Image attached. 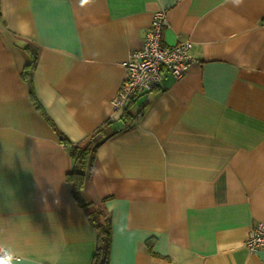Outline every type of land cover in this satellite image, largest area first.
<instances>
[{"label": "crops", "instance_id": "obj_1", "mask_svg": "<svg viewBox=\"0 0 264 264\" xmlns=\"http://www.w3.org/2000/svg\"><path fill=\"white\" fill-rule=\"evenodd\" d=\"M160 9L164 42L190 41L193 61L133 99L126 121L111 100ZM106 122L85 193L110 217L109 264H264V247L245 244L264 220V0H0V251L12 263H92L97 233L59 132L81 144Z\"/></svg>", "mask_w": 264, "mask_h": 264}, {"label": "built area", "instance_id": "obj_2", "mask_svg": "<svg viewBox=\"0 0 264 264\" xmlns=\"http://www.w3.org/2000/svg\"><path fill=\"white\" fill-rule=\"evenodd\" d=\"M167 25L166 10H157L145 34L143 46L131 52L123 62L126 75L116 96L111 100L115 109H124L140 94L150 93L160 87L167 74L177 80L187 74L193 61L189 53L192 43H165L163 28ZM245 244L251 252H258L264 247V220L251 228ZM16 259L4 250L0 251L1 262L8 263Z\"/></svg>", "mask_w": 264, "mask_h": 264}, {"label": "trees", "instance_id": "obj_3", "mask_svg": "<svg viewBox=\"0 0 264 264\" xmlns=\"http://www.w3.org/2000/svg\"><path fill=\"white\" fill-rule=\"evenodd\" d=\"M31 45L25 47V50L30 53L31 59L26 64L22 76L30 85V89L33 94V82H32V74L35 67V64L38 59V53L34 51ZM154 91V90H153ZM35 98V97H34ZM132 102L124 109L122 114V118L126 121H129L132 116V112L129 110L132 107ZM35 105L40 107L39 102L35 99ZM145 107V106H144ZM142 111V110H141ZM143 112L140 113L142 117ZM107 122L102 125L93 135H91L88 140L82 142L81 144H72L69 143L66 137L63 136L61 132H59L62 141L65 143V146L72 158L73 165L70 172L67 174V179L71 183L74 184V193L75 197L78 199L79 203L84 206L88 211V217L90 222L97 233L96 239V250L92 257L91 264H109L111 259V249H112V225L110 221V217L102 208L101 205L97 204L94 208L93 201L89 199V197L85 193V186L89 183L90 178L92 176L93 167L96 162V153L97 150L102 143L103 140L107 138L105 133V125ZM153 240L148 242V247L150 253L153 255L157 254L153 252ZM0 264H14L12 262H1Z\"/></svg>", "mask_w": 264, "mask_h": 264}]
</instances>
